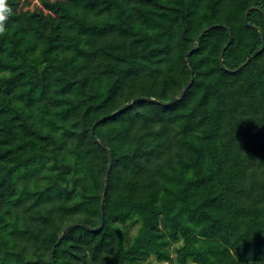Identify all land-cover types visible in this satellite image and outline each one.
<instances>
[{"label": "trees", "instance_id": "trees-1", "mask_svg": "<svg viewBox=\"0 0 264 264\" xmlns=\"http://www.w3.org/2000/svg\"><path fill=\"white\" fill-rule=\"evenodd\" d=\"M7 3L0 264H264V0Z\"/></svg>", "mask_w": 264, "mask_h": 264}, {"label": "water", "instance_id": "water-1", "mask_svg": "<svg viewBox=\"0 0 264 264\" xmlns=\"http://www.w3.org/2000/svg\"><path fill=\"white\" fill-rule=\"evenodd\" d=\"M252 8H254V6L251 7L250 9H248V10L246 11V21H247V24H248L249 26L251 25V22L249 21V12H250V10H251ZM219 26L227 27V26H225V25H223V24H213V25L207 27L206 29H204V30L200 33V35H199L198 38H197V42L200 43L202 37H203L208 31H210L212 28L219 27ZM227 28H228V30H229V34H230V38H229L228 44H231L232 41H233V35H232V31H231V29H230L229 27H227ZM261 35H262V40H263V43H262L261 47H262V49H264V34H263V32H261ZM199 47H200L199 44L196 45V46H194V47H193L192 49H190V50L187 52V54H186V58H187V61H188V63H189L190 66L192 65V62H191L190 56H191V54H192L195 50L199 49ZM222 59H223V55H222ZM249 60H250V57L247 59L246 63H247ZM246 63H245V64H246ZM245 64H244V65H245ZM222 65H224V61H223V60H222ZM244 65H242V66H240V67H238V68H236V69H230V68H227V67H225V69H227V70H229V71H232V72H237V71H239ZM193 81H194V71H192V75H191L190 80L186 83V85L183 87V89L180 91V93H179L178 95H176V97H175L173 100H171V103H173L174 101H178V100H180V99L184 96V94L187 92V90L190 88V86L192 85ZM141 99H147V98H146V97H137V98H134V99H132L127 105H131V104H133L134 102H136L137 100H141ZM118 112H119V111H116V112H114L113 114H117ZM104 118H105V117H102V118L100 119V121H102ZM96 124H97V123H96ZM92 134H94V127L92 128ZM95 138H96V140H98L97 137H95ZM105 149H106V151L108 152V154H109V156H110V162H109V165H108V167H107V171H109V169H110V167H111V165H112V162H113V159H112V157H111V154H112V153H111V150H110L109 147L106 146ZM105 193H106V189H105ZM103 202H104V199H103ZM103 206H104V204L102 205V208H103ZM103 224H104V213H103V217H102V220H101V224H100L98 227H94V228H91V229L94 230V231H96V230H98V229H101V228L103 227ZM76 226H83V223H81V222H75V223H72L70 226H68V227L65 229V232H66L67 230H69V228L76 227ZM58 244H59V241L56 243V245H55L54 248H53V254H52V257H53V264H56V260H55V250H56V247H57Z\"/></svg>", "mask_w": 264, "mask_h": 264}, {"label": "clouds", "instance_id": "clouds-1", "mask_svg": "<svg viewBox=\"0 0 264 264\" xmlns=\"http://www.w3.org/2000/svg\"><path fill=\"white\" fill-rule=\"evenodd\" d=\"M11 8L8 6L7 0H0V34L5 32V22L11 14Z\"/></svg>", "mask_w": 264, "mask_h": 264}, {"label": "rangeland", "instance_id": "rangeland-1", "mask_svg": "<svg viewBox=\"0 0 264 264\" xmlns=\"http://www.w3.org/2000/svg\"><path fill=\"white\" fill-rule=\"evenodd\" d=\"M40 0H31L30 7H34L35 5H39ZM137 229V225H132V233H134ZM153 264H158L157 261H153ZM164 264H168L167 262Z\"/></svg>", "mask_w": 264, "mask_h": 264}]
</instances>
